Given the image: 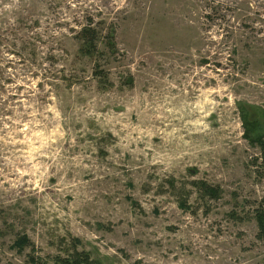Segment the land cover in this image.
I'll use <instances>...</instances> for the list:
<instances>
[{
	"label": "rangeland",
	"instance_id": "rangeland-1",
	"mask_svg": "<svg viewBox=\"0 0 264 264\" xmlns=\"http://www.w3.org/2000/svg\"><path fill=\"white\" fill-rule=\"evenodd\" d=\"M262 144L264 0H0V264H264Z\"/></svg>",
	"mask_w": 264,
	"mask_h": 264
},
{
	"label": "trees",
	"instance_id": "trees-1",
	"mask_svg": "<svg viewBox=\"0 0 264 264\" xmlns=\"http://www.w3.org/2000/svg\"><path fill=\"white\" fill-rule=\"evenodd\" d=\"M81 41H82V48L85 49V52L88 54H92L93 51H96L99 47L100 41H98L97 38V29L92 27V24H88L87 27H85L81 33ZM112 38H110L111 40ZM103 74V72H102ZM260 141V139L256 140ZM262 143V142H261ZM264 146V144H262ZM204 188L206 191L211 193L212 195H217L218 189H213L209 186H207L205 183H203ZM256 219L259 224L260 229V237L264 239V210H258L256 214ZM26 237L21 240V243H26ZM62 264H95L91 258L86 253H79L75 252L73 257H70L68 259H62Z\"/></svg>",
	"mask_w": 264,
	"mask_h": 264
}]
</instances>
